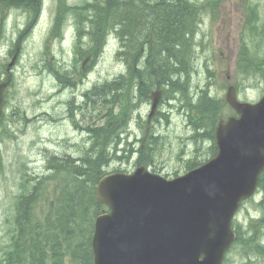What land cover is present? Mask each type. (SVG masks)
Masks as SVG:
<instances>
[{
	"label": "rangeland",
	"instance_id": "1",
	"mask_svg": "<svg viewBox=\"0 0 264 264\" xmlns=\"http://www.w3.org/2000/svg\"><path fill=\"white\" fill-rule=\"evenodd\" d=\"M8 2L10 6L6 0H0V80L6 76L5 65L9 62L16 43L19 44V54L12 69V82L5 92V111L0 118V253L8 241L9 222L14 216V203L20 192L31 190L35 182L41 178H49L42 184V196L37 203L43 205V215H46L49 204L53 202L51 200L56 198L54 191L61 189L66 182L68 188L74 187L72 178L66 175L64 177L57 174L54 179L50 177L54 173L50 166L54 165L56 156L71 154L72 156L68 155L70 157L66 160L71 161L72 165L82 156L79 146L82 145L85 135L73 133L71 123L62 118L63 112L69 114V106L71 112L72 106L76 107L82 103V97L89 92V89L85 92L86 83L87 86L110 84L120 72L124 75L129 74L124 64L116 58L118 43L112 35L106 37L102 30L84 22V25L79 26L84 33L78 43L76 23L70 15L73 8L80 5L82 0H22V2L8 0ZM215 2L216 16L205 15L201 18L203 23L199 38L203 47L197 50L201 60L197 62L200 65L195 68L196 73L199 71L202 84L205 83L202 81L203 76L211 78L214 84L204 89L212 96L211 99L216 105L218 104L211 117V123L214 121L213 125L211 123L209 125L211 129H214L220 120L232 116L231 109L227 106L222 107V103L218 102L225 94L224 85L242 83L237 92L239 101L254 103L264 94V77L256 76L258 78L256 81L255 79L242 81L234 73V63L244 44L247 47L251 46L253 50L256 49L257 56L264 59V41L257 40L259 44L256 40L250 41L246 34L248 11L254 8L260 18L264 19V0H214ZM33 4H37V12L27 9L33 8ZM59 7L60 14L56 21ZM31 11H34V15L29 13ZM34 16L36 17L32 22ZM95 36L98 39L101 37L103 48L91 59L87 80L83 83L79 80V85L71 89L72 93L69 90L59 91L57 79L52 78L51 71L74 72V65L79 68L88 52H93ZM199 38H196L195 42L199 41ZM77 44L81 45L79 54L82 51V57H77L75 64ZM194 51L193 48L191 52L185 54V59H190L191 65ZM83 110L90 111L87 105H84ZM126 110L129 111L130 108ZM192 121L183 122V119L172 117L167 128L158 130L165 131L166 134L162 136L156 152L151 156L152 167L158 170L157 174L171 179L175 175L184 174V169L188 165L202 163L201 161L209 157L208 149L212 143L206 141L199 144L200 146L196 145L195 133L191 131ZM117 123L121 126L125 124L124 120H118ZM109 124L111 126V123ZM130 125L128 130L131 136H134L137 128L135 124L129 123ZM132 141L133 138L130 140L131 143L125 140L117 147L116 159H112L103 168L105 172L134 171L137 154L125 158V153L121 152L126 148L130 152L132 148L139 147V143L135 144ZM86 152L87 150L84 155ZM107 153L110 156L115 155L112 148ZM84 199L81 208L85 207ZM255 205L256 201L254 204L246 203L240 209L236 219L242 226L245 227L255 216ZM38 217L41 219L42 215ZM237 249L239 245L226 256L227 261L224 264L245 263ZM63 260L64 264L72 262L79 264V260L73 261L71 255H67ZM253 262L264 264V259Z\"/></svg>",
	"mask_w": 264,
	"mask_h": 264
},
{
	"label": "water",
	"instance_id": "2",
	"mask_svg": "<svg viewBox=\"0 0 264 264\" xmlns=\"http://www.w3.org/2000/svg\"><path fill=\"white\" fill-rule=\"evenodd\" d=\"M226 100L240 118L220 125L207 165L169 182L141 167L98 182L96 200L110 213L95 219L93 264H221L235 237L232 216L264 168V108L237 103L232 88Z\"/></svg>",
	"mask_w": 264,
	"mask_h": 264
},
{
	"label": "bare ground",
	"instance_id": "3",
	"mask_svg": "<svg viewBox=\"0 0 264 264\" xmlns=\"http://www.w3.org/2000/svg\"><path fill=\"white\" fill-rule=\"evenodd\" d=\"M104 3L107 10L103 7L100 8L101 6L98 7L93 0H82L80 5L73 8L74 10L70 16L74 22L85 20L87 23H93L91 20H94L96 28L102 30L101 32L106 34V37L112 35L119 43L116 51V54L119 55V62L121 64L132 63L134 66H138L134 68L135 72H142L144 70L145 73L141 75L135 72L126 73L123 76L124 78H121L122 80L120 79L117 82V88H115L116 91L114 92V96L116 97L113 100L105 99V101L108 100L112 103V109L114 110L124 107L126 109L130 108V110L121 115L120 113L113 114L107 118L109 121L108 127L104 131L108 134L105 135L106 133L104 132L101 135L103 138L98 137L99 140L96 138L98 143H102L104 147L111 142L117 144L115 146L116 152H118L117 147L125 140L127 143H131L132 136L128 130L130 128L129 123H132L140 114V108L146 105L150 95L160 90H164L165 98L161 112L154 122L153 132L148 145H155L157 141L161 140L166 132H159L158 130L167 128L168 122L172 117L179 120L183 119V122L186 120L191 121L195 119L196 110H200L203 117V127L199 128L198 132L195 130V135L198 134L196 140L199 141L201 135L209 131L212 114L215 113L218 107V104L216 105V102L211 99L212 96L204 90L206 86L211 87L214 85L211 82V78H205L202 75V81L205 82L202 84L199 71L195 72V68L200 65L197 62L201 60L198 55V51L202 46L199 38V35H201L200 20L206 11H210L213 8L214 0H204L202 2L198 0H128L127 4L129 5L127 6H113L114 3H112L111 7L113 9L111 12L113 14L111 17L108 10L111 8L109 7V0H105ZM116 5L119 4L116 3ZM133 7L140 9V16L142 13L145 15L144 23L138 26L135 35H133L137 39L134 43L131 42V37H128L125 26L121 27L123 24L118 23L121 19L119 12H124L126 9H132ZM158 10L170 15L167 23H165L164 17L162 18L161 15V18H159ZM77 16H79V19H77ZM156 19L160 26L158 29L155 26L154 31ZM116 34H123L126 39L125 45L130 41V55L128 57L125 55L126 49H124ZM96 38L97 36H95V40ZM196 38H199V41L195 42ZM99 39L102 40L100 36ZM168 47L172 49H166ZM134 48L139 51L137 59L136 56L132 57ZM193 48L195 49V54L193 53L192 55L191 65L190 59H185V54L191 52ZM253 75L245 74L246 80L255 79L256 81L258 78ZM257 75L260 78L264 77V62L258 66ZM60 79L58 75L57 82L61 84ZM225 87V94L218 102L222 103V107H229L230 104L226 100L228 86L224 85ZM233 91L234 94H237L239 88ZM90 92L91 94L86 97L87 99L91 96L94 98L97 96L93 90ZM262 99L263 97L261 96L252 105L263 109L264 104L262 103ZM96 106L98 110L111 108L108 103L104 102L96 104ZM96 108H93V110H97ZM119 115L122 116L121 118L127 125H118L114 118L119 117ZM89 117L94 124H97L101 120L97 116L89 115ZM109 123H111V126ZM93 135L95 136V133ZM88 137L89 135L83 137L89 143L87 152L95 155L96 151L91 147V140ZM111 148L114 147L107 146L105 150L107 151ZM142 161V157L136 158L138 164ZM261 185L264 189V183ZM256 204L258 206L264 205L262 198L256 199Z\"/></svg>",
	"mask_w": 264,
	"mask_h": 264
},
{
	"label": "trees",
	"instance_id": "4",
	"mask_svg": "<svg viewBox=\"0 0 264 264\" xmlns=\"http://www.w3.org/2000/svg\"><path fill=\"white\" fill-rule=\"evenodd\" d=\"M18 1L22 2V0ZM104 1L105 0H94V3H96L98 7L101 6L100 8H106ZM127 2L128 0H109V7L112 6V3H114L113 6H127L129 5ZM6 3L10 6L8 0H6ZM116 3L119 5H116ZM112 9V7L108 9L110 17L113 14V12H111ZM139 10L140 9L133 7L132 9H126L124 12H119L121 19L118 23L123 24L121 27L125 26V31L128 37H131L132 43L137 41L133 36L135 35L136 29L145 21V15L142 13L140 16L141 12H139ZM160 15L162 18L164 17V21L167 23L170 15L158 10L159 18H161ZM91 21L96 25L94 20ZM155 26L157 29L160 26L159 23H157V19L154 25V31ZM116 35L120 39L124 49H126L125 55L128 57V55H130V41L125 45L126 39L123 34ZM166 49L172 48L168 47ZM133 56H136V59L139 56V51L135 48L132 54V57ZM238 62L241 69L245 71V74H254L258 76V66L260 63L264 62V60L256 55L248 53L247 46L244 44L241 47ZM254 65L256 66L255 68ZM127 66L129 71L133 70L132 63L128 62ZM120 79L121 77L115 79L113 83L107 86L104 85L94 90L95 95H97L95 99H99V103L104 102L111 106V108L107 110L106 118L113 115V107L112 103L108 100L105 101V99L110 97L109 99L113 100V98L116 97L114 96V92L116 91L115 88H117V82ZM104 93H106V95ZM102 111H104V109L100 110V112ZM195 113V119L192 123L194 133L195 130L197 131L199 128L203 127V117L200 110H196ZM107 127L108 125L106 124L104 128L95 129L94 131L95 136L91 143V147L96 151L94 157L93 154H88V152H86L83 157L78 159L77 165L75 161L72 165L71 161H67L66 158L54 159V165L52 166V171H54V173L50 177L54 179L57 174H62L64 177L66 175L72 178L74 187L68 188V182H66L61 189L54 191L56 198L51 200L53 202L49 204L46 215H43V205H37V203L42 196V184L49 178H42L36 182L31 190H23L16 196L14 216L9 222L10 228L7 232L8 241L6 245L1 248L0 264H64L63 259L67 255H71L73 261L78 259L79 264H91L89 244L92 234L93 219L103 210V207L94 200V189L99 178L105 173L103 168L112 159H116L117 153L115 151V146L117 144L111 142L107 145L114 147L112 149L115 155L112 154L110 156L107 153L109 149L107 151L105 150L107 146L104 147L102 143L100 144L97 141L98 137L103 138L101 135L106 131ZM105 133V135L108 134L107 132ZM197 135L194 136L196 145H201L203 142L210 141L207 131L201 135L199 141L196 140ZM260 182L264 183V179H261ZM83 199L85 207L81 208ZM262 200L264 204V189ZM258 207L260 209V218L254 225L250 224L248 226L247 237L241 238L238 236L235 243V245H239L244 257L250 255L264 256V246H261L260 242L261 239H264V205ZM38 215H42L41 219ZM77 253H80V255L78 256ZM71 264L75 263L72 262Z\"/></svg>",
	"mask_w": 264,
	"mask_h": 264
},
{
	"label": "flooded vegetation",
	"instance_id": "5",
	"mask_svg": "<svg viewBox=\"0 0 264 264\" xmlns=\"http://www.w3.org/2000/svg\"><path fill=\"white\" fill-rule=\"evenodd\" d=\"M74 78V77H73ZM78 79L74 80V81H70V80H66V81H62L61 80V84L58 83V86H59V91H63V90H69L71 93L73 92V90H71L73 87H76L75 83L77 82ZM87 80V77L85 76L81 83H83L84 81ZM74 85V86H73ZM88 84L86 83V85L84 86L85 88V92H87V90H91L93 88V85H89L87 86ZM88 90V91H89ZM85 97V98H84ZM84 97H82V103H80L78 106L74 107L72 106V111L70 112L71 110V106H69V114H65V112H63L62 114V118L63 120H67V122L71 123V128L73 129V133L77 134L79 132V127L78 125L75 123V122H78L79 119H75V115L76 116H83V107L84 105H87V101H86V97H87V94L84 95ZM161 110L157 113V116L156 118L153 119L151 125L148 127V129H144V131L138 129V125L140 123V119H141V115L139 114L136 118V122H137V129L136 131L134 132L135 135L132 136L133 138V141H136V140H140V141H144V140H149L151 135H152V132H153V128H154V122L156 121L158 115L160 114ZM77 113V114H75ZM131 124H134L131 123ZM127 124H124L123 126H125ZM136 126V125H135ZM131 127V125H130ZM92 126L89 127V130L85 129L84 131L87 132L86 135H89L88 139L89 140H92L94 135H93V132H92Z\"/></svg>",
	"mask_w": 264,
	"mask_h": 264
}]
</instances>
